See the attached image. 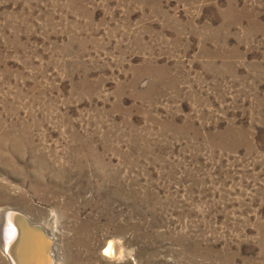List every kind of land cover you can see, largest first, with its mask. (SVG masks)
<instances>
[{
	"label": "rangeland",
	"instance_id": "374dc122",
	"mask_svg": "<svg viewBox=\"0 0 264 264\" xmlns=\"http://www.w3.org/2000/svg\"><path fill=\"white\" fill-rule=\"evenodd\" d=\"M4 208L54 264H264V0H0Z\"/></svg>",
	"mask_w": 264,
	"mask_h": 264
},
{
	"label": "bare ground",
	"instance_id": "6f19581e",
	"mask_svg": "<svg viewBox=\"0 0 264 264\" xmlns=\"http://www.w3.org/2000/svg\"><path fill=\"white\" fill-rule=\"evenodd\" d=\"M21 218L22 214L14 212L12 209L0 210V257L7 264H50L44 255V241L41 233L36 229L29 228ZM28 222L29 226H40L45 230L52 241L49 250L54 254V240L51 231L56 226V216L52 215L48 219L46 227L34 224L29 220ZM51 261L52 264L55 263V256L51 255Z\"/></svg>",
	"mask_w": 264,
	"mask_h": 264
},
{
	"label": "water",
	"instance_id": "95a60500",
	"mask_svg": "<svg viewBox=\"0 0 264 264\" xmlns=\"http://www.w3.org/2000/svg\"><path fill=\"white\" fill-rule=\"evenodd\" d=\"M21 219L24 220L28 224L27 226L29 228L36 229L41 233V237L44 241L45 258L50 261V264H52V261H51L52 252H51V250H49L51 248V245H52L51 244L52 241H51L50 237H48V235L45 233V230L42 227H40V226H29V222H28L27 218L22 216Z\"/></svg>",
	"mask_w": 264,
	"mask_h": 264
},
{
	"label": "snow or ice",
	"instance_id": "6c2138e0",
	"mask_svg": "<svg viewBox=\"0 0 264 264\" xmlns=\"http://www.w3.org/2000/svg\"><path fill=\"white\" fill-rule=\"evenodd\" d=\"M111 249V245H109V248L105 250L106 254H108V252L110 251Z\"/></svg>",
	"mask_w": 264,
	"mask_h": 264
}]
</instances>
